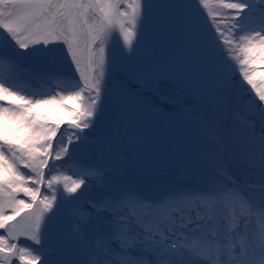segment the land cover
I'll return each instance as SVG.
<instances>
[{
	"label": "snow or ice",
	"instance_id": "obj_1",
	"mask_svg": "<svg viewBox=\"0 0 264 264\" xmlns=\"http://www.w3.org/2000/svg\"><path fill=\"white\" fill-rule=\"evenodd\" d=\"M195 3L211 17L230 71L198 49L189 0H175L165 7L183 40L182 67L164 80L151 77L143 93L119 82L130 139L101 142L117 161L132 155L130 140L142 152L181 147L190 135L215 144V153H201L207 170L195 185L151 199L114 183L123 173L119 163L60 171L103 119L111 40L121 38L134 52L138 30L153 19L151 0H0V264H49L53 251L62 264H264V197L257 203L251 195L256 172L264 193V0ZM223 10L232 13L227 23L214 14ZM7 46L15 55L4 54ZM56 49L71 71L49 77L71 80L64 91L33 98L4 79L5 65L19 67L16 56L33 52L47 60ZM128 59L120 57L126 72ZM235 76L236 84L250 86L240 98L230 94ZM162 84L176 92L167 94ZM181 92L205 105L208 116L193 115L174 98ZM244 94L253 113L247 117L234 107ZM236 158L247 170H232ZM93 182L100 196L81 204L78 194ZM65 201L73 208L62 218ZM46 237L54 241L51 251Z\"/></svg>",
	"mask_w": 264,
	"mask_h": 264
},
{
	"label": "rangeland",
	"instance_id": "obj_2",
	"mask_svg": "<svg viewBox=\"0 0 264 264\" xmlns=\"http://www.w3.org/2000/svg\"><path fill=\"white\" fill-rule=\"evenodd\" d=\"M175 0H151L154 5L153 19L146 31L138 30L139 44L135 51L132 52L122 47V39L115 37L111 40L109 47V58L111 61V72L108 86L118 77L133 81L135 88L129 87L131 92H141L145 90L140 88V83H147L151 77H156L161 80L170 78L176 74L182 67L184 62L183 54V40L178 32L174 31L169 22V9L165 7L168 4L174 3ZM210 6L217 3V0H209ZM258 11L259 5H256ZM189 8L195 13V22L197 30V46L202 54H207L205 49L212 54L214 60L221 66L230 71L228 64L224 59V54L221 51L220 44L217 41V34L212 25L211 17L208 16L207 10H202L195 0H189ZM217 22L223 21L227 23L226 17L232 15L228 10L222 12H215ZM259 20V16L253 17V23ZM223 30V29H222ZM143 32V34H141ZM61 50L56 49V54L49 57L47 60H42L40 56L33 52L25 53L22 56H16V61L19 67L15 70L13 75L10 74V69L7 65L4 66V79L8 85L14 86L21 90L22 94L32 95L33 98H43V94L53 95L56 92H62L69 88L72 83L66 78H50V73H69L70 66L66 63L63 56L60 54ZM5 55H15V50L11 46L4 49ZM122 55L128 56L127 67L129 71H124L123 65L120 61ZM147 68V71L145 70ZM11 78H10V75ZM55 79V80H53ZM241 77L235 76L230 85V94L234 98H240L245 88L250 86H241L235 83ZM162 89L169 95L176 92L172 85L162 84ZM254 95V93H253ZM183 106L193 109V115L197 117L206 118L207 112H203L200 105L191 97L181 92L174 96ZM110 101L114 103L117 109L115 121L112 126L98 136V140L88 138V142L71 150V159H68L60 171L73 175L78 173L80 169L76 166L77 163L87 165H107L119 163L123 168L122 175L115 178L114 183L117 186H124L139 192V194L147 197L155 186L148 182L150 177L162 182V189L167 193L171 189L184 188L186 186L195 185L197 177L207 170V162L204 159V154H212L216 151L215 144L207 138L198 136H189V139L181 147L174 149H164L156 152H142L134 151V141L130 140L128 150L132 152L131 156L122 157L119 161L104 147L101 143L105 138L115 136L117 138H129L127 129L124 125V111L119 103L118 91L110 96ZM248 95L244 94L240 103L235 105L243 114L251 116L253 113L248 112L247 109ZM108 105V104H107ZM205 106V105H203ZM206 107V106H205ZM254 107V106H253ZM110 116V108H108ZM258 115V112L256 113ZM247 170L246 164L240 158H236L232 164V170ZM259 173H253L251 179L257 181L256 191L252 192L253 199L259 203L260 199L264 197V193L258 190ZM78 178V177H74ZM172 182V183H171ZM151 184V189L147 184ZM147 186V188H146ZM142 192V193H141ZM100 189L95 183L89 185L83 190L82 199L90 198L97 199L100 196ZM59 199V197H58ZM80 200V201H81ZM73 205L65 201L61 209V217L66 218L71 214ZM252 217L253 227H257L260 223L259 216ZM30 243V241H22L21 245ZM48 249V248H47ZM50 251L52 249H49ZM58 253L52 252L48 256L49 264H56L54 260L58 257ZM63 257V256H62ZM63 260V258H62Z\"/></svg>",
	"mask_w": 264,
	"mask_h": 264
},
{
	"label": "bare ground",
	"instance_id": "obj_3",
	"mask_svg": "<svg viewBox=\"0 0 264 264\" xmlns=\"http://www.w3.org/2000/svg\"><path fill=\"white\" fill-rule=\"evenodd\" d=\"M108 95H105V97L104 98H106ZM104 102V101H103ZM103 114L105 115V117L103 118V121L101 122V123H99L94 129H92L90 132H100V131H102L103 129H104V124L106 123L105 122V120H106V114H107V110H106V108H104L103 107ZM107 121V120H106ZM156 185H157V188H158V192L154 195L153 193H151V195H149V197L151 198V199H156V197L158 196V198H160L163 194H164V191H163V189H162V187L159 185V184H157L156 183ZM147 186H148V188H150L151 189V187H152V185L151 184H147ZM147 186H146V188H147ZM137 193H139V192H137ZM156 196V197H155ZM89 200H95V199H90V198H86V199H83V200H81L80 201V203L81 204H85L87 201H89ZM46 245H50V246H53L54 247V241L53 240H51L50 238H45V246ZM46 248H47V246H46ZM55 261V263L56 264H62V260L59 258V257H57L56 258V260H54Z\"/></svg>",
	"mask_w": 264,
	"mask_h": 264
},
{
	"label": "water",
	"instance_id": "obj_4",
	"mask_svg": "<svg viewBox=\"0 0 264 264\" xmlns=\"http://www.w3.org/2000/svg\"><path fill=\"white\" fill-rule=\"evenodd\" d=\"M142 86H143V87H146V86H148V85H147L146 83H143Z\"/></svg>",
	"mask_w": 264,
	"mask_h": 264
}]
</instances>
